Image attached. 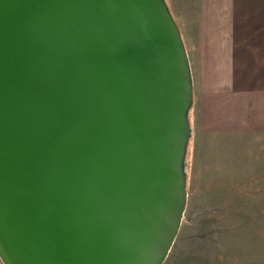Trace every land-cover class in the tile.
<instances>
[{"label": "water", "instance_id": "obj_1", "mask_svg": "<svg viewBox=\"0 0 264 264\" xmlns=\"http://www.w3.org/2000/svg\"><path fill=\"white\" fill-rule=\"evenodd\" d=\"M193 82L166 0H0V254L162 264Z\"/></svg>", "mask_w": 264, "mask_h": 264}, {"label": "rangeland", "instance_id": "obj_2", "mask_svg": "<svg viewBox=\"0 0 264 264\" xmlns=\"http://www.w3.org/2000/svg\"><path fill=\"white\" fill-rule=\"evenodd\" d=\"M188 56L194 104L186 204L162 264H264V128L204 113L192 0H166ZM0 264H7L0 254Z\"/></svg>", "mask_w": 264, "mask_h": 264}, {"label": "crops", "instance_id": "obj_3", "mask_svg": "<svg viewBox=\"0 0 264 264\" xmlns=\"http://www.w3.org/2000/svg\"><path fill=\"white\" fill-rule=\"evenodd\" d=\"M191 5L204 113L235 128H264V0Z\"/></svg>", "mask_w": 264, "mask_h": 264}]
</instances>
